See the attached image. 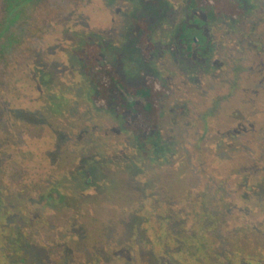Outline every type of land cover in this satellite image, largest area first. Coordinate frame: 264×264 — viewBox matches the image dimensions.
Here are the masks:
<instances>
[{
    "label": "rangeland",
    "instance_id": "rangeland-1",
    "mask_svg": "<svg viewBox=\"0 0 264 264\" xmlns=\"http://www.w3.org/2000/svg\"><path fill=\"white\" fill-rule=\"evenodd\" d=\"M237 1L242 20L211 24L189 0H38L12 25L18 45L0 56V192L26 211L15 226L49 264L93 254L135 264L136 222L145 263L157 218L194 227L199 205L221 217L209 233L220 253L232 241L244 247L242 229L262 228L264 0ZM86 44L127 85L151 77L168 89L148 138L128 140L113 111L93 109L78 57ZM145 140L154 158L139 164Z\"/></svg>",
    "mask_w": 264,
    "mask_h": 264
},
{
    "label": "trees",
    "instance_id": "trees-1",
    "mask_svg": "<svg viewBox=\"0 0 264 264\" xmlns=\"http://www.w3.org/2000/svg\"><path fill=\"white\" fill-rule=\"evenodd\" d=\"M37 1L7 0L5 15L0 24V39H4V43L0 44V56L8 54L14 45H18L19 38L10 34V28L20 19H27V12ZM189 2L191 8H202L211 24H216L222 19L239 21L247 14L245 3L241 4L237 0H189ZM135 24L147 33L146 24L142 22ZM99 55L100 48L96 44H86L83 52L78 54L82 69L93 86V93L90 96L93 109L113 111L121 121L120 132L128 140L148 138L160 126L162 101L167 96L168 89L151 77L145 78L139 86H129L112 65L100 63ZM133 149L136 154L137 148L133 146ZM153 152L150 143L143 141L136 162L152 160ZM164 159H159L160 163ZM86 178L89 183L90 177ZM246 189L249 187L246 186ZM22 193L19 192L15 197L20 200L24 197ZM48 198H52V193L48 194ZM14 204L2 191L0 192V264H49L47 250L35 249L27 239L26 227L21 230L15 226L14 221L18 217L25 218L26 211L16 208ZM199 208L202 209L193 218L194 227H187L183 218L171 221L166 215L157 216L160 221L158 230L149 231L152 258L145 263L140 249L135 246L139 229L136 222L130 237L136 254L135 264H264V225L261 229L260 227L242 229L238 239L244 241V247L232 241V244L220 253L217 249L221 242L213 238L212 234L218 230L221 217L210 215L208 211L203 210L204 206L199 205ZM145 211L146 209L142 212L134 210L133 216L138 218L144 215ZM213 253L215 255L212 257ZM101 263V258L96 254H93L91 261L88 262Z\"/></svg>",
    "mask_w": 264,
    "mask_h": 264
}]
</instances>
